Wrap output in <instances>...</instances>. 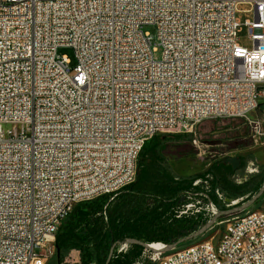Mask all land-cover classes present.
<instances>
[{
  "label": "built area",
  "instance_id": "2783aa9c",
  "mask_svg": "<svg viewBox=\"0 0 264 264\" xmlns=\"http://www.w3.org/2000/svg\"><path fill=\"white\" fill-rule=\"evenodd\" d=\"M241 3L254 14L251 49L237 42ZM261 99L264 0H0V264H45L76 204L135 181L151 137L249 119ZM258 208L219 221L197 248L149 251L151 261L264 264Z\"/></svg>",
  "mask_w": 264,
  "mask_h": 264
},
{
  "label": "trees",
  "instance_id": "16d2710c",
  "mask_svg": "<svg viewBox=\"0 0 264 264\" xmlns=\"http://www.w3.org/2000/svg\"><path fill=\"white\" fill-rule=\"evenodd\" d=\"M184 139V135L174 134L151 137L139 153L134 182L115 193L76 204L58 227L53 259L49 264H68L65 260L71 251L78 253V261L73 264H153L149 251L140 244L128 241L163 245L175 243L193 234L214 217L209 204L219 212L225 211L229 209L227 205L231 200L253 196L264 184V166L247 180L240 183L234 181L233 175L244 168L248 157L243 158L242 163L238 158L241 167L235 171L230 164L220 160L212 163L203 173L176 175L161 154V146ZM198 179L201 183L193 185ZM216 191L224 195V201L218 199ZM191 195H200L204 203H199L197 207L193 204V209L180 214L181 211L176 209L186 207L189 203L187 198ZM143 201H148V204L144 206ZM263 201L264 193L242 213L257 209ZM209 233L205 232L203 236L184 242L175 249L200 241ZM122 245H126V249L119 251Z\"/></svg>",
  "mask_w": 264,
  "mask_h": 264
},
{
  "label": "rangeland",
  "instance_id": "374dc122",
  "mask_svg": "<svg viewBox=\"0 0 264 264\" xmlns=\"http://www.w3.org/2000/svg\"><path fill=\"white\" fill-rule=\"evenodd\" d=\"M249 9H251L249 5L241 3L237 6L236 12V18L240 23V29L237 33V42L245 49L252 48V40L249 37V32L246 25H244L245 21H253L254 19L253 11L252 9ZM142 30L152 34L154 33V28L150 25L143 26ZM153 48L154 57L159 59L161 57V49L159 47L155 48L154 46ZM57 52L59 55L67 57L71 67L75 65V57L71 48L61 47L58 48ZM248 118L249 119L226 118L219 119L218 121H202L196 125L195 132L192 134L172 132L161 133L185 136L184 140L170 141L162 144L161 154L167 160L172 171L178 176H189L197 173H203L212 163L227 158H241L242 163V159L248 157L244 168H240L241 163L239 162L237 168L240 169H238L237 173L233 175L234 181L236 183L243 182L250 178V176L255 175L261 166H264V99H261L258 102L257 108L248 114ZM251 164L257 168V172L250 174L247 172V169L249 166H251ZM196 181V184L201 183L200 179ZM203 183L206 184V182ZM196 184L193 183V185ZM217 192L216 194L218 199L224 201V195L220 191ZM245 198L246 197L240 198L238 200H231L229 203V208L231 206H238L240 203L244 202L243 200H245ZM187 200L189 202L187 204L189 206L188 209H193V204H195L197 207L199 206V203H204L200 195H191L187 198ZM142 204L146 206L148 201H143ZM176 210L182 212L186 211V208H178ZM215 210L214 217H217L208 230L210 231L209 235L204 237L202 240L209 239L212 237V234H219L222 231L223 225L217 224L219 221L226 220L233 216L243 215L242 212L231 215H219V211L216 208ZM197 242L191 243L190 245ZM54 250V245L47 249L45 264H49L52 261ZM77 261L78 253L76 251H71L65 260V262L68 264H73Z\"/></svg>",
  "mask_w": 264,
  "mask_h": 264
},
{
  "label": "water",
  "instance_id": "95a60500",
  "mask_svg": "<svg viewBox=\"0 0 264 264\" xmlns=\"http://www.w3.org/2000/svg\"><path fill=\"white\" fill-rule=\"evenodd\" d=\"M223 161H224V163L230 164L233 171H235L237 169L239 162H240L238 158H227V159H224ZM263 193H264V184L260 187V189L253 196H250L248 198L246 196L247 199L244 202H242L238 206L230 207L229 209H227L225 211H220L219 215H231V214L243 212V211L247 210L248 208H250L251 206H253V204L259 200V198L262 196ZM216 217L217 216H215L211 220L207 221L203 226H201L193 234H191V235H189V236H187L181 240H178L175 243H172L169 245H164L162 248H159V249L153 248L152 244L142 243L141 241L129 240L128 242L140 244L146 250L153 252V253H158V252L167 253L169 251L174 250L179 244H181L184 241H189V240H192V239H195V238L202 236L205 232H207L210 229V227H211V225L214 222ZM109 257H108V260H109ZM57 264H59V263H57Z\"/></svg>",
  "mask_w": 264,
  "mask_h": 264
},
{
  "label": "bare ground",
  "instance_id": "6f19581e",
  "mask_svg": "<svg viewBox=\"0 0 264 264\" xmlns=\"http://www.w3.org/2000/svg\"><path fill=\"white\" fill-rule=\"evenodd\" d=\"M258 215H259V208L257 210H253V211L246 213V216H258ZM210 238H212V237H210ZM210 238L206 239V240L199 241V242L192 244L186 248H197L200 246V244H207L210 242ZM152 247L159 249L160 247H162V245L160 243H154V244H152Z\"/></svg>",
  "mask_w": 264,
  "mask_h": 264
}]
</instances>
